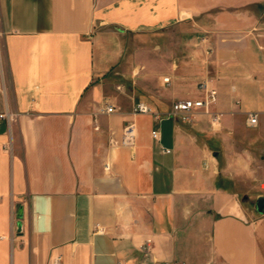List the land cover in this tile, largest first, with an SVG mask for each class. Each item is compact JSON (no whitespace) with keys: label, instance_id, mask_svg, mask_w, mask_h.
Wrapping results in <instances>:
<instances>
[{"label":"crops","instance_id":"obj_1","mask_svg":"<svg viewBox=\"0 0 264 264\" xmlns=\"http://www.w3.org/2000/svg\"><path fill=\"white\" fill-rule=\"evenodd\" d=\"M170 26L177 45L125 59ZM205 81L208 112L166 118ZM3 113L0 264H264V0H0Z\"/></svg>","mask_w":264,"mask_h":264},{"label":"built area","instance_id":"obj_2","mask_svg":"<svg viewBox=\"0 0 264 264\" xmlns=\"http://www.w3.org/2000/svg\"><path fill=\"white\" fill-rule=\"evenodd\" d=\"M163 82L165 85H170V77L166 76L163 78ZM199 88L204 92V97L200 99H179L176 100L169 114H167L166 118H176L181 114H188L196 109H204L207 112L209 111V107L216 101L217 91L209 86L208 82H201L199 84ZM102 112L107 114H112L115 112V107L110 104H105L101 109ZM140 114H150L155 117V119L159 120L162 116L153 110L151 107L144 103H137L132 109V115H140ZM0 118H5L7 120H12L14 118L13 115H8L6 113L0 114ZM212 119L214 123L219 122V116L217 114H213ZM247 124L249 127H257L258 126V115L256 113H249L247 117ZM153 138L159 139V132L153 131ZM137 139V127L134 121H129L122 132V135L119 139H116L115 136H111L109 143L111 146H120L132 148L134 147ZM166 152H170V150H165ZM141 251L145 258H151L152 255V242L151 240H146L141 246ZM51 264H63L62 257L60 255H53L51 258ZM164 264H172L171 262H165Z\"/></svg>","mask_w":264,"mask_h":264},{"label":"rangeland","instance_id":"obj_3","mask_svg":"<svg viewBox=\"0 0 264 264\" xmlns=\"http://www.w3.org/2000/svg\"><path fill=\"white\" fill-rule=\"evenodd\" d=\"M192 29L193 26H186V31L188 32L190 28ZM177 29L174 26H170L168 28H161L154 30L152 32H138L133 34L126 39V54L125 59L128 57L135 61V63H141L145 61L148 52L146 48H161L163 44L166 45H177L178 44V36H177ZM190 38L186 37V42L190 43ZM192 43V42H191ZM124 60V59H123ZM170 61L173 60V56L169 58ZM161 63V62H160ZM263 166H256V168L260 169Z\"/></svg>","mask_w":264,"mask_h":264},{"label":"water","instance_id":"obj_4","mask_svg":"<svg viewBox=\"0 0 264 264\" xmlns=\"http://www.w3.org/2000/svg\"><path fill=\"white\" fill-rule=\"evenodd\" d=\"M256 210L259 213L264 212V197L263 196L258 198L257 203H256Z\"/></svg>","mask_w":264,"mask_h":264}]
</instances>
